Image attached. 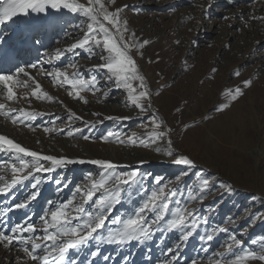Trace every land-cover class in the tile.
<instances>
[{
	"label": "rangeland",
	"instance_id": "1",
	"mask_svg": "<svg viewBox=\"0 0 264 264\" xmlns=\"http://www.w3.org/2000/svg\"><path fill=\"white\" fill-rule=\"evenodd\" d=\"M261 2L4 4L0 264H264Z\"/></svg>",
	"mask_w": 264,
	"mask_h": 264
},
{
	"label": "bare ground",
	"instance_id": "2",
	"mask_svg": "<svg viewBox=\"0 0 264 264\" xmlns=\"http://www.w3.org/2000/svg\"><path fill=\"white\" fill-rule=\"evenodd\" d=\"M262 1H264V0H262ZM262 3V2H261ZM258 4V3H257ZM256 4V5H257ZM260 5V4H259ZM262 5H263V7H264V2L262 3ZM14 9H15V7H13V8H11V7H9V6H6V5H4L3 6V10H5V11H3V13H0V27H2L4 24H9L10 23V18H11V16H12V14H13V12H14ZM255 9H256V7H255ZM257 10V9H256ZM261 12V11H260ZM230 13V12H229ZM256 13H258L257 11H256ZM256 16H258V14H255V17ZM256 21V20H255ZM1 33V32H0ZM6 45V44H5ZM4 45V46H5ZM30 66H28V67H22V68H20V70L18 71V72H20V73H23L24 71H26L28 68H29ZM21 81V80H20ZM22 82H18L17 81V79L16 78H14V79H12L11 80V82L9 83V88L11 87V88H13V91H14V89H16L17 87H19V84H21ZM11 92H12V90H10ZM9 97H12V96H9ZM16 100V99H15ZM0 122H1V125H0V134H3V135H6L8 138H10V139H12V141H18L17 139H16V137L18 136V127L17 126H15V125H12V124H10V123H8V122H5V121H1L0 120ZM17 133V134H16ZM19 138V137H18ZM9 149H11V148H9ZM14 174V173H13ZM12 174V175H13ZM16 175V174H15ZM14 176V175H13Z\"/></svg>",
	"mask_w": 264,
	"mask_h": 264
}]
</instances>
